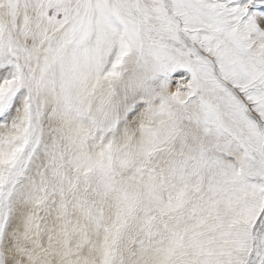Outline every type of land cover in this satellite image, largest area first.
<instances>
[{
    "label": "rangeland",
    "instance_id": "374dc122",
    "mask_svg": "<svg viewBox=\"0 0 264 264\" xmlns=\"http://www.w3.org/2000/svg\"><path fill=\"white\" fill-rule=\"evenodd\" d=\"M263 131L264 0H0V264H264Z\"/></svg>",
    "mask_w": 264,
    "mask_h": 264
},
{
    "label": "bare ground",
    "instance_id": "6f19581e",
    "mask_svg": "<svg viewBox=\"0 0 264 264\" xmlns=\"http://www.w3.org/2000/svg\"><path fill=\"white\" fill-rule=\"evenodd\" d=\"M170 8V7H169ZM5 14V13H4ZM173 16V15H172ZM178 21V20H177ZM179 22V21H178ZM181 30V29H180ZM186 42V41H185ZM173 43V42H172ZM191 46V45H190ZM194 47V46H193ZM195 51H197V52H199L198 50H195ZM199 53H201V52H199ZM201 54H203V53H201ZM204 56H205V60L206 61H208L210 64H212L213 65V67L215 68V66H214V62H213V60H211L206 54H203ZM216 74V73H215ZM239 99H240V101H243L242 100V98L241 97H239ZM247 113H249L248 111H247ZM250 114H251V112H250ZM253 115V114H252ZM255 118H257L255 115H253ZM251 118V117H250ZM258 120V119H257ZM258 123H259V120H258ZM260 125V124H259ZM261 130V129H260ZM262 131V130H261ZM263 133H264V131H263ZM16 191V190H15ZM255 241V240H254ZM254 243H256V242H254ZM251 258V257H250Z\"/></svg>",
    "mask_w": 264,
    "mask_h": 264
},
{
    "label": "water",
    "instance_id": "95a60500",
    "mask_svg": "<svg viewBox=\"0 0 264 264\" xmlns=\"http://www.w3.org/2000/svg\"><path fill=\"white\" fill-rule=\"evenodd\" d=\"M194 54H196V55H198V56H200L201 58H204L205 59V56L203 55V54H201V53H199V52H196L195 50L194 51H192ZM214 68V67H213ZM215 73V72H214ZM215 76H216V74H215ZM234 93H235V91H234ZM236 94V93H235ZM239 98V97H238ZM244 108V107H243ZM245 110V109H244ZM247 111L245 110V113H246ZM249 117H251L256 123H257V125H258V127H260L259 126V123H258V120H257V118H255L252 114H250V113H246Z\"/></svg>",
    "mask_w": 264,
    "mask_h": 264
}]
</instances>
